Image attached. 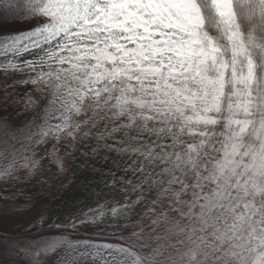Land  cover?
<instances>
[{
  "label": "snow or ice",
  "instance_id": "6c2138e0",
  "mask_svg": "<svg viewBox=\"0 0 264 264\" xmlns=\"http://www.w3.org/2000/svg\"><path fill=\"white\" fill-rule=\"evenodd\" d=\"M6 7L23 23H0V182L79 153L124 195L59 239L3 227L0 264H264V0Z\"/></svg>",
  "mask_w": 264,
  "mask_h": 264
},
{
  "label": "trees",
  "instance_id": "16d2710c",
  "mask_svg": "<svg viewBox=\"0 0 264 264\" xmlns=\"http://www.w3.org/2000/svg\"><path fill=\"white\" fill-rule=\"evenodd\" d=\"M7 0L0 6V13H7L0 16V23L14 25L23 23V18L13 16L8 11ZM12 8L16 12L15 3ZM71 164L67 170L69 175L62 180L57 173L55 166H46L43 175L36 174L29 179L18 181L12 184L0 182V211L14 212L20 215L41 214L40 222L28 229V237L31 241H39L46 238H59L60 229L55 227L61 217L67 216L69 212L88 211L89 207L95 208L107 203L113 205L114 201L123 199V193L118 190L106 188L100 183V176L89 167L82 166L83 157ZM96 168L108 170V165L103 161H90ZM99 201V204L97 203ZM47 221V223H45ZM111 231V229H108ZM81 237L92 235L81 230L78 233ZM98 242H103L102 238L97 237ZM54 259V257H53Z\"/></svg>",
  "mask_w": 264,
  "mask_h": 264
},
{
  "label": "rangeland",
  "instance_id": "374dc122",
  "mask_svg": "<svg viewBox=\"0 0 264 264\" xmlns=\"http://www.w3.org/2000/svg\"><path fill=\"white\" fill-rule=\"evenodd\" d=\"M3 1L4 0H0V6L3 5ZM0 86H2V79H0ZM49 149L51 148V145H48ZM41 153L38 151V155H40ZM52 164H47L46 166H51ZM54 166V165H53ZM36 175V174H34ZM32 175V176H34ZM69 175V173L66 171L64 173H60L61 179L62 180H66L64 178H66ZM32 176H28L26 173L24 174V176L22 177V179L20 181L26 180L31 178ZM101 205H105L106 208H109L113 205L111 204H101ZM118 206V205H117ZM95 208H99L95 207ZM41 219V214H30V215H20V214H16L14 212H5L4 211H0V231L3 230V227L5 226H10V227H14L17 228L19 231L20 230H24V229H28L34 225H37L40 222ZM53 239H59V238H46L43 240H39V241H33V242H42V241H48V240H53Z\"/></svg>",
  "mask_w": 264,
  "mask_h": 264
}]
</instances>
